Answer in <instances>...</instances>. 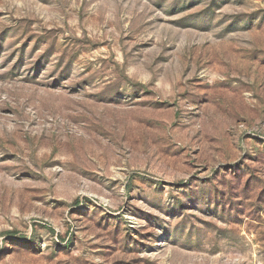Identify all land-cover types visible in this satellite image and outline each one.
<instances>
[{
	"label": "rangeland",
	"instance_id": "rangeland-1",
	"mask_svg": "<svg viewBox=\"0 0 264 264\" xmlns=\"http://www.w3.org/2000/svg\"><path fill=\"white\" fill-rule=\"evenodd\" d=\"M0 264H264V0H0Z\"/></svg>",
	"mask_w": 264,
	"mask_h": 264
}]
</instances>
